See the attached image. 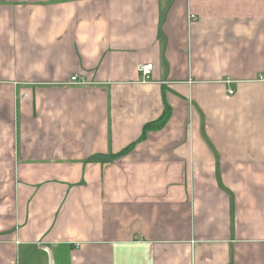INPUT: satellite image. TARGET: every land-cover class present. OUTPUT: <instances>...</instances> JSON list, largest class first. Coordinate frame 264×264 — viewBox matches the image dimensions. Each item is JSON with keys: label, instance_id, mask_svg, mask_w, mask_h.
I'll use <instances>...</instances> for the list:
<instances>
[{"label": "crops", "instance_id": "0c3cea01", "mask_svg": "<svg viewBox=\"0 0 264 264\" xmlns=\"http://www.w3.org/2000/svg\"><path fill=\"white\" fill-rule=\"evenodd\" d=\"M262 73L264 0H0V264H264Z\"/></svg>", "mask_w": 264, "mask_h": 264}, {"label": "built area", "instance_id": "2783aa9c", "mask_svg": "<svg viewBox=\"0 0 264 264\" xmlns=\"http://www.w3.org/2000/svg\"><path fill=\"white\" fill-rule=\"evenodd\" d=\"M152 70H153V64H152V63H144V64H140V65L138 66V71L140 72V74H141L143 80H146V79L149 78V76H150L151 73H152ZM259 79L264 81V73H262V75H260ZM71 80H72V81H78V83H83L82 81H79V80H78V78H77L76 75L72 76V77H71ZM225 82H226V83H229L230 80L227 79ZM228 93H229V94H232V93H233V90H232V89H229V90H228Z\"/></svg>", "mask_w": 264, "mask_h": 264}, {"label": "trees", "instance_id": "16d2710c", "mask_svg": "<svg viewBox=\"0 0 264 264\" xmlns=\"http://www.w3.org/2000/svg\"><path fill=\"white\" fill-rule=\"evenodd\" d=\"M168 114H169V111L165 112V113L163 114V116L161 117L160 120L155 121V122H149V123H147V124L144 126V129H143L142 135L140 136L139 140L144 139V138H145V135L147 134L148 131L160 129V128L166 123V121L168 120ZM132 146H133V144H132V145H129L128 147H126V148H125L123 151H121L120 153L129 150Z\"/></svg>", "mask_w": 264, "mask_h": 264}]
</instances>
